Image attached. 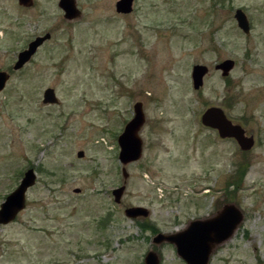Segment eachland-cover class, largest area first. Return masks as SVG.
Returning a JSON list of instances; mask_svg holds the SVG:
<instances>
[{
  "label": "rangeland",
  "instance_id": "1",
  "mask_svg": "<svg viewBox=\"0 0 264 264\" xmlns=\"http://www.w3.org/2000/svg\"><path fill=\"white\" fill-rule=\"evenodd\" d=\"M0 0V203L32 168L25 207L0 224V264H186L157 232L173 233L227 203L242 212L208 264H264V0ZM250 29L244 33L234 11ZM49 33L19 69L17 53ZM230 58L226 76L214 68ZM194 64L207 66L194 89ZM54 89L56 104L42 102ZM140 102V157L122 176L117 136ZM210 106L254 138L241 150L200 117ZM83 151L79 157L78 151ZM124 184L119 202L111 190ZM75 189H79L76 192ZM143 206L146 217L124 210Z\"/></svg>",
  "mask_w": 264,
  "mask_h": 264
},
{
  "label": "water",
  "instance_id": "2",
  "mask_svg": "<svg viewBox=\"0 0 264 264\" xmlns=\"http://www.w3.org/2000/svg\"><path fill=\"white\" fill-rule=\"evenodd\" d=\"M22 6H31L33 0H18ZM59 7L63 10L64 18L71 20L81 15L76 6L75 0H59ZM133 0H117L115 10L118 13L131 12ZM235 19L238 27L243 32H249V23L246 15L241 9L235 10ZM50 37L47 32L44 35L36 36L31 40L27 47L17 53L16 61L12 68H21L35 53L36 49ZM234 66V61L230 58L216 63L214 68L220 70L221 75L226 76ZM208 68L203 64H194L191 70V80L194 89L203 85L204 76ZM9 73L0 70V91L5 87ZM42 102L45 104H56L58 98L51 87L44 89ZM133 116L124 125L122 132L117 136V143L120 147L118 159L122 164V176L127 177L125 165L137 160L141 155L142 140L138 131L145 121V115L140 102L133 105ZM200 121L204 126L215 129L220 138H233L241 150H248L253 146L254 138L246 135L245 129L239 124L232 122L218 106H210L203 111ZM81 157L83 151H78ZM35 173L32 168H28L21 177L18 185L0 203V224H6L15 219L17 213L25 207L26 190L35 182ZM76 192L79 189H75ZM124 184L113 188L111 193L114 201L119 202ZM149 211L143 206H130L125 208L124 214L127 217H146ZM243 214L233 203H227L218 209L214 214L206 218H196L188 221L184 228L173 233L157 232L152 238L153 243L169 242L174 245L177 255L186 264H208L209 257L215 247L231 237L239 223L242 221ZM144 264H159L158 255L155 251L149 250L144 256Z\"/></svg>",
  "mask_w": 264,
  "mask_h": 264
},
{
  "label": "flooded vegetation",
  "instance_id": "3",
  "mask_svg": "<svg viewBox=\"0 0 264 264\" xmlns=\"http://www.w3.org/2000/svg\"><path fill=\"white\" fill-rule=\"evenodd\" d=\"M15 1H16V3H18V5H20L19 2H18V0H15ZM58 1H59V0H58ZM58 1H57V5H58ZM33 3H34V0H33ZM32 5H33V4H32ZM32 5H31V6H32ZM20 6H21V7H25V8H29V7H31V6H28V7H27V6H22V5H20ZM58 6H59V5H58ZM76 6H77V5H76ZM236 9H238V8H236ZM236 9H235V10H236ZM61 10H62V9H61ZM79 10H80V9H79ZM62 11H63V10H62ZM80 12H81V11H80ZM234 14H235V11H234ZM234 17H235V16H234ZM248 22H249V21H248ZM249 27H250V25H249ZM35 37H36V36H35ZM220 62H221V61H220ZM214 130H215V129H214ZM227 139H228V138H227ZM229 139H233V138H229ZM233 140H234V139H233ZM234 141H235V140H234ZM235 142H236V141H235Z\"/></svg>",
  "mask_w": 264,
  "mask_h": 264
}]
</instances>
